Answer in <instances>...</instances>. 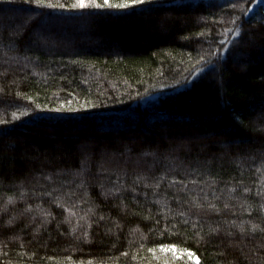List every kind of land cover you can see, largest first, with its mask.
<instances>
[{"label":"trees","instance_id":"obj_1","mask_svg":"<svg viewBox=\"0 0 264 264\" xmlns=\"http://www.w3.org/2000/svg\"><path fill=\"white\" fill-rule=\"evenodd\" d=\"M0 264H264V0H0Z\"/></svg>","mask_w":264,"mask_h":264},{"label":"rangeland","instance_id":"obj_2","mask_svg":"<svg viewBox=\"0 0 264 264\" xmlns=\"http://www.w3.org/2000/svg\"><path fill=\"white\" fill-rule=\"evenodd\" d=\"M160 131L161 132H167V130H166V128H160ZM187 139L186 138H182V143H184V141H186ZM132 142L134 143L135 141L134 140H132ZM130 143H131V141H130ZM180 144V143H179ZM178 144V145H179ZM172 144H170V146H171ZM182 145H184V144H182Z\"/></svg>","mask_w":264,"mask_h":264}]
</instances>
